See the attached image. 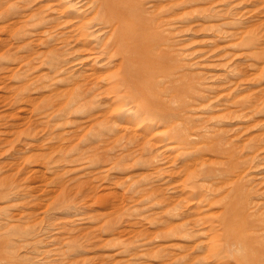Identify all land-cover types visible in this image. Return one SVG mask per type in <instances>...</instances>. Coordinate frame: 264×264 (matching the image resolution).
Returning a JSON list of instances; mask_svg holds the SVG:
<instances>
[{
	"label": "rangeland",
	"instance_id": "obj_1",
	"mask_svg": "<svg viewBox=\"0 0 264 264\" xmlns=\"http://www.w3.org/2000/svg\"><path fill=\"white\" fill-rule=\"evenodd\" d=\"M143 1L152 107L86 0H0V264H264V0Z\"/></svg>",
	"mask_w": 264,
	"mask_h": 264
},
{
	"label": "bare ground",
	"instance_id": "obj_2",
	"mask_svg": "<svg viewBox=\"0 0 264 264\" xmlns=\"http://www.w3.org/2000/svg\"><path fill=\"white\" fill-rule=\"evenodd\" d=\"M173 1H176V0H173ZM86 2L90 3L92 11L96 12L95 16L93 18L88 19L87 16H83L82 14H79L73 17L74 21L72 20V23L71 21L68 22L70 23L71 27L77 28V30L79 31V35L76 37L75 41L80 44L81 46L80 52L83 53L82 55L86 54L85 55L86 57L87 56L91 57L95 61L99 62L102 59L101 58L102 56H105L106 54L108 55L109 54L108 52L113 50L114 53H116L115 56H121L122 58L121 60L122 71L120 75H123V79L128 81L130 93H132L133 95H139V94L142 95L145 98L144 99L145 104L148 105V107L157 106V105H154L155 104L154 101H152L148 97L149 94H151L152 89L155 88V85L153 82L154 75H158L157 73H158V65H159L157 60L152 59L153 56L155 55L152 53H153L154 46L158 42H161V41L163 42L165 40V37L162 33L161 28H162V25H165L166 23H168L167 20H165V18L163 17H161L160 19H156L155 16L151 17L149 15L150 12L146 9L145 2L143 0H86ZM160 5L161 3L157 2L156 4H153L152 6L157 8ZM44 19L45 18L42 17V22L44 21ZM44 24L48 25V31H51V29L55 27L51 21L44 22ZM101 25L111 30L110 37L113 39L115 47H114V44L111 43V47H109V49L100 48L91 42L90 37L98 33L101 30V27H100ZM95 26L99 27V30L96 32L92 30ZM67 40H69L67 37L63 39V41H67ZM147 59H150V60H147ZM236 166L237 165H235V167ZM189 176H190L189 184H188L189 186L188 187L186 186L187 188L183 189L184 192L186 191V189L190 192V195L188 197L187 196L184 197L187 200L196 198L200 196L202 193L201 189L198 188V186L196 185V181H199L200 179H202L201 174L200 173L193 174L191 172ZM241 187H243V185ZM237 192H238V194L236 193L237 195L240 194L239 192L243 193L241 189L240 191L237 190ZM247 200L249 199L247 198ZM242 201H243V198H242ZM247 202L248 204L250 203L249 201H246V203ZM231 203H232V200H231ZM246 203H245V208H246ZM238 205L239 204L237 203V206ZM242 206L243 205L241 204V207ZM235 207H234V210H235ZM231 211H233L232 207H231ZM230 217L231 216H226L224 218V222L222 223L225 224L229 222L230 220H231L230 222H232V217L231 218ZM246 222L245 220H243L237 224L231 225V227L233 228L232 229L233 236H235L238 239L243 238V234H246V233H243V228H244L243 225H245ZM249 230L250 229H248V231ZM260 230H263V228ZM218 264H221V263H218ZM255 264H260V263H255Z\"/></svg>",
	"mask_w": 264,
	"mask_h": 264
}]
</instances>
